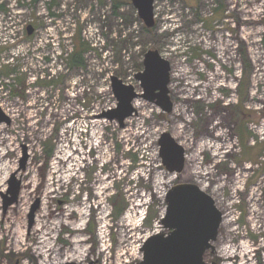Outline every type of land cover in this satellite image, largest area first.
Wrapping results in <instances>:
<instances>
[{
    "label": "rangeland",
    "instance_id": "1",
    "mask_svg": "<svg viewBox=\"0 0 264 264\" xmlns=\"http://www.w3.org/2000/svg\"><path fill=\"white\" fill-rule=\"evenodd\" d=\"M153 7L148 32L130 0H0V264H137L148 237L168 235L159 221L178 183L222 213L206 264H264V0ZM78 30L84 69L65 60ZM148 50L170 64L171 111L138 97L120 127L106 116L110 79L141 95ZM163 132L185 150L179 175L162 166ZM12 178L17 202L3 210Z\"/></svg>",
    "mask_w": 264,
    "mask_h": 264
},
{
    "label": "water",
    "instance_id": "2",
    "mask_svg": "<svg viewBox=\"0 0 264 264\" xmlns=\"http://www.w3.org/2000/svg\"><path fill=\"white\" fill-rule=\"evenodd\" d=\"M154 2L155 0H130L147 29L155 25ZM26 31L30 36L33 32L32 26H28ZM143 65V72L135 75L143 91L141 95L118 78L110 79L117 107L106 116L111 121L116 120L120 127L135 112L132 102L138 97L154 103L164 112L171 111L169 62L157 50H148L144 54ZM2 123L9 124L10 119L0 109V124ZM158 146L159 157L166 171L170 174H181L185 166L184 148L168 132L161 133ZM25 159L26 156L22 160V168ZM19 185L14 178L10 180L9 189L2 196L3 210L17 202ZM164 202L165 213L159 225L163 230H168V235L165 237L163 233H159L148 237L140 249L142 260L137 264H206L204 254L212 249L211 243L216 241L222 222V213L217 209L214 200L197 185L178 183L167 191ZM37 207L38 201L30 209L29 225L33 222Z\"/></svg>",
    "mask_w": 264,
    "mask_h": 264
},
{
    "label": "trees",
    "instance_id": "3",
    "mask_svg": "<svg viewBox=\"0 0 264 264\" xmlns=\"http://www.w3.org/2000/svg\"><path fill=\"white\" fill-rule=\"evenodd\" d=\"M37 0H33V2H36ZM118 3H116L113 7L114 13L116 12V10L118 9ZM146 31L150 32V29H145ZM262 44L264 46V35L262 37ZM91 46L88 44V42H86L81 34V30H78L77 35H76V41L72 44V49L71 51L68 53H66L65 55V60L67 62V65L69 67H76V68H80V69H84L85 68V55L91 50ZM241 107L242 108V101L240 99V104L238 105V108ZM236 109V108H235ZM242 111V110H241ZM235 117L236 119L240 122V124H238L237 128H236V134L239 138V141L241 142V146H242V150L245 149L246 150V140L249 138H252V136H246V133L243 132V115L242 112H238L235 110ZM250 135V134H249ZM255 138V137H253ZM256 139V138H255ZM262 156L264 157V148H263V152H262ZM114 211L116 213V215H120L123 211L124 208L123 207H116L114 206Z\"/></svg>",
    "mask_w": 264,
    "mask_h": 264
},
{
    "label": "bare ground",
    "instance_id": "4",
    "mask_svg": "<svg viewBox=\"0 0 264 264\" xmlns=\"http://www.w3.org/2000/svg\"><path fill=\"white\" fill-rule=\"evenodd\" d=\"M170 174V173H169ZM174 175H177V174H174ZM160 226V225H159ZM160 228H161V226H160ZM162 229V228H161ZM213 254H215V252L213 253ZM62 264V263H61Z\"/></svg>",
    "mask_w": 264,
    "mask_h": 264
},
{
    "label": "flooded vegetation",
    "instance_id": "5",
    "mask_svg": "<svg viewBox=\"0 0 264 264\" xmlns=\"http://www.w3.org/2000/svg\"><path fill=\"white\" fill-rule=\"evenodd\" d=\"M161 230H162V229H161ZM161 230H160V231H161ZM215 252H216V251H215ZM213 255H214V254H213Z\"/></svg>",
    "mask_w": 264,
    "mask_h": 264
}]
</instances>
